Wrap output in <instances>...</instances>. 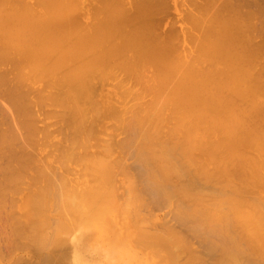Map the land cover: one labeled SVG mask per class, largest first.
Here are the masks:
<instances>
[{"label": "bare ground", "instance_id": "obj_1", "mask_svg": "<svg viewBox=\"0 0 264 264\" xmlns=\"http://www.w3.org/2000/svg\"><path fill=\"white\" fill-rule=\"evenodd\" d=\"M169 2L0 0V82L10 85L2 83V91L16 92L5 99L9 120L0 122L9 124L0 129V205L21 194L7 199L20 214L7 226L29 239L37 264H78L67 248L59 257L46 252L67 244L62 233L75 219L78 227L96 221L101 237L141 253L125 260L201 264L208 256L213 264H264V0H175L191 26L190 51L181 48L173 18L160 32ZM106 84L109 91L99 89ZM48 100L64 108L66 135L59 123L50 132L37 124L48 116ZM54 110L46 112L59 116ZM108 118L107 128L126 136L114 141L110 134L113 140L98 138L107 142L97 145L94 133ZM55 131L67 138L57 142L61 148L50 141ZM53 142L58 154H42ZM116 147L132 153V168L159 203L187 200L175 203V218L204 241V255L171 227L143 228L152 220L140 216L136 180Z\"/></svg>", "mask_w": 264, "mask_h": 264}, {"label": "rangeland", "instance_id": "obj_2", "mask_svg": "<svg viewBox=\"0 0 264 264\" xmlns=\"http://www.w3.org/2000/svg\"><path fill=\"white\" fill-rule=\"evenodd\" d=\"M169 1H170L169 2L170 3L169 6H171V4H172V7H171V9L169 7L167 10H169L170 12H172L173 15L172 14L170 15V12H168L169 13L168 15H167V12L166 13L163 12L160 15H158L159 18H160V16L162 14H163L162 16H164L165 14L167 15V16L165 15L167 17V18H165L166 21H165V19H163L164 17L161 16V18H160V19H163V22L161 24V30H160V32H165L166 30L168 31L169 26L171 25V27H172V25L175 24L177 27H179V32H181L180 33L181 36L183 35V37L180 36V39L182 41L181 40L179 41V42H182V44L179 43V45L181 44V48H183V46H185L184 49L188 46L189 49L187 48V51H190L192 48L189 46V43L188 42L191 41L190 40L191 38L189 39V36L190 35H188L189 33H187L186 30H188L187 26L189 27V30H191V26H190V24L188 22H186V20L185 21L183 20V22H182V19L179 17V16H183V15H180L179 12H182L181 10H183L184 8L182 6H180V5H174L175 4V2H174L175 0H172V2H171V0H169ZM174 6L175 7L177 6L176 8L178 10L181 8L179 10V12H177L175 10L176 8ZM83 11H85V12H83ZM80 12H82L83 18L85 20L89 18L87 16V9L86 8H82L80 10ZM263 13H264V11H263ZM261 14H262V12H261ZM256 16H258V14ZM172 18L174 20V23L173 24L170 23L168 25V21L169 20H170V22L173 21ZM259 18L257 17V19H259ZM160 19H159V22H160ZM183 19H185V18H183ZM184 22H185V25L186 26L183 25ZM263 25H264V22H263ZM183 26H184V28L185 27L187 28V29H185V32L187 33L188 38L185 37L187 35H185V32H183L184 30L181 29V28H183ZM166 27H167V29H166ZM177 27H176V29H178ZM158 28H159V25H158ZM192 32H193L194 35L195 34L196 35L198 34L197 31H192ZM178 38H177V40H178ZM186 39H188V42H186ZM184 44H186L187 46L184 45ZM263 59H264V54H263ZM122 74L120 76H122ZM123 76H124V74H123ZM112 81L110 80V83L111 84L113 83ZM130 81H133V80H130ZM130 81H129V83L131 84ZM2 83L3 82H0V122H3L4 121V119H5L4 117H6L9 120V111L6 108V104L7 103H6L5 99L6 98H10L11 96H15V93H16V92L13 93L11 91V89H9V91L7 90L8 92L6 90H3L2 91V89H4V85H5V88H7V87L10 86L8 84V86L6 87L7 82L6 83H3L4 85ZM132 84L135 85L136 83L134 84L132 82ZM99 86H100V84H99ZM135 86L138 87V85H135ZM49 89L46 88V90H49ZM99 89H102V91H109L110 90V85L109 84L108 85L107 84L106 85H101V87H99ZM46 90H44V91L47 93ZM49 92H50V90L48 91V93ZM4 93H7V94L5 95ZM35 99H37V97ZM116 100L114 99L112 101V104H114V105L117 104L116 106L117 107H120L122 105V103H121L122 101L121 100H117L116 101ZM49 101L50 100L46 101V104L47 105H45V106H44V104L42 105L44 107L43 109L40 108V109H42V111H45V113L48 114V116L46 115L47 117L44 118V116H45V114H43L44 112L43 113L40 112V115H38V119H39V117L42 118V115H43L44 121L41 120V121L37 122V124L39 125V127H41L40 128L41 130L43 129L42 131H49L50 132L49 129L52 130V129L56 128L55 130H59V129H57L59 127L58 126V123H59V125L61 124L60 125V127H61V126L66 125L67 122H65L66 124H64V122H63V118L64 119L66 118V114L63 113L64 111L63 112H60L59 111L60 109L63 110L64 108H62L60 105L59 106L58 105L56 106L55 104L52 106V105H50V104H52V102L50 103ZM118 101L119 102L121 101L120 102L121 104L117 103ZM7 106L10 107L9 104H7ZM42 106L39 105L38 107H42ZM40 109H38V110L40 111ZM51 109H53V110L55 109L54 111H56L59 114V116L56 115L54 112H53V116H50L49 115L50 113H47L46 110H48L50 112ZM56 109H58V111ZM38 110H37V113L39 112ZM61 113H63V115ZM54 114H55L56 117L54 116ZM60 114L62 115V117L63 116H65V117H63L62 119H60V117H61ZM51 119L53 121L56 120V121H59V122H57L56 124H53V123H51V121H52ZM64 121H66V120H64ZM102 121H103V123L102 122H101V124L99 123V125L97 127V130L96 131L98 133H96V134L94 133V136H96L97 138L93 136L97 140H98V138H103V139L106 138V140H111V137L110 136H112V135H110V134H113L115 136V138H114L115 140L114 141L120 140L119 139L120 137L123 138V136H126L125 133L123 135V131H122V133H119L120 130L113 129V128H115L114 125H113L114 126L113 128H111V127H108L107 128L106 125L112 124L111 123L112 122L111 119L109 120V118H108V119H104ZM50 123L52 125L48 126ZM66 126L69 128L68 125H66ZM66 126L63 127L65 130L63 128H60V131L62 129L64 130L65 133L62 131L64 133V135L67 134L66 131H67L68 128ZM2 127L3 128H8L9 127V124L5 123L4 125H1V128ZM98 130H100V131L101 130H104L107 134L109 133V135H105V134H103L104 132H102V131L99 132ZM70 131H72V130H70ZM52 134H53V132L51 133V135ZM116 135H117V137H116ZM108 136H109V138H108ZM52 137L54 139L52 138L50 141H52V140L53 141H56V143H55V145L57 144L56 147L59 146V143L62 144L61 142H64V144H65L66 143V140H67V138L64 137L66 140L62 141L64 138L63 137H60V133H58L57 131H55V133L53 134ZM97 140H96V143L97 142L100 143V144H97V145H102V144H104V142H107L106 140H102V139H99L98 141ZM112 140H113V136H112ZM57 142H59V143H57ZM92 142H94L93 139H92ZM55 145H54V142H53V144H51L50 147H49L50 149L49 148H46L47 151H44L42 154H44L46 152L48 153L50 150L53 151V152L52 151L50 152V153H52V155H53V153L55 155L58 154V152H57V148L58 147L57 148H54ZM61 146L62 145H60L59 148H61ZM28 149L33 150L31 148H28ZM123 149H125V148H123ZM123 149L120 148V150H122L120 152L119 147H116V150L114 151L113 154L114 155H117V153H118V155H119V156L117 155L118 157H122L123 159H125L126 168H127L126 170L127 171L129 170L130 173L129 172L128 173L129 174H132L134 176L135 180H136V189L139 192V194L141 195V199L138 201L139 204L137 205V209L139 210L140 216L143 217V219H144V217H146L147 219L150 218L152 220V222H149V221L144 220V222H147L145 224L148 227H144L143 226V228H146L147 230H149L151 232H154V231H162V230L166 229L167 227H171L174 231L183 234L187 239L189 238L188 240L191 242V244H193V246L196 248V250H198L201 255H204L205 254V243H204V241L198 239L197 236H196V233L194 231H191L188 228H186L184 225L179 224L178 220L175 218V210L177 209L175 207V203L179 204V202H181V200L184 203H187V200L186 199H182L183 196L180 195V196L176 197L175 199L172 198V199L168 200L165 203H159L156 200V198L147 190V184L145 183V179L143 177V173L140 170L137 171V169H139V168H136V167L134 169L132 168L133 166H135L134 165V161H135L134 156L131 155L132 153L131 154L129 153L130 151H128V155H127V148H126V153L124 154V152H123L124 150ZM122 153H123V155H122ZM125 156H126V158H124ZM3 162H4V160H2L1 163H3ZM1 163H0V165H1ZM0 167H2V165ZM73 169H74V167H73ZM135 169H136V171H135ZM62 171H63V168H60L59 167V168L56 169V173H61ZM140 174H142V176ZM121 178H122V174L119 175V172H118L117 173V176H116L117 182H118V180L120 182ZM235 182H236V184L239 183L238 181H235ZM208 183L209 182H206V181H200V182H198V185H200L202 187H205L206 190L209 191V192H211V193H215L217 195H220L215 190V188H218V187H213V184H208ZM214 185L217 186L219 184H214ZM1 190H2V188H1ZM217 190H219V189H217ZM257 193H259V192L257 191ZM247 194L248 193H243L242 195L245 196V197H247ZM12 195H13V197L14 196L16 197L15 200L16 199L18 200V198L20 199V197H21L20 196L21 195L20 193H16V194L14 193ZM12 195L10 194V197H8V198L6 197L8 199V202L9 203H10V200L9 199H11ZM7 199H3L6 202L5 203L3 202L2 204H5V205L8 204ZM12 199H14V198H12ZM12 199H11V201H12ZM5 205H0V208L6 207V206L9 207V205H10V207H9L10 210H9L8 207H7L8 210H6V209H0V211L1 210L3 211V213L1 211V214H0L1 219L3 218L2 219V222L0 220V223L2 224L3 222H5V224H6V226H5V224L0 225V226H2V227H0V264H18V262L20 264H23L22 262H24V264H29L30 261L32 262V260H33V263H31V264H37V262L34 260V258L36 256V255H33V251L34 250L32 249V247L27 248L29 246V244H28L29 243V239L28 240H25L24 238L18 237V235L14 234L12 231H10L11 228L9 230V227H11V226L10 225H9V227L7 226L8 224H11L12 225V221L13 220L16 223L19 220V218H20V214L17 211H12L13 209H11V204L6 205V206ZM6 211H8V214L14 216V217L11 216L12 217L11 218V223L9 222V220H10L9 217L10 216L9 217L7 216V212ZM22 219L25 220L24 216L22 217ZM76 221L77 220L75 219V222L71 226V229H69V230H71L70 232L68 230V231H66L67 233L66 232L65 233H62V235L64 234L63 236H66L63 239H65V240L68 241L67 244H65L64 247H62V248H57V249L55 248V250H54V248H50V250L47 249V251H46L47 253L51 254L53 257H59L62 254V252L66 251V248H67V251L68 252L71 250L69 253L67 252L69 259L71 257V260L73 262H75L73 259L74 258H77L76 262L78 264H87V263L88 264H142L141 263L142 260H136V261L135 260H125V258H128V256H139L140 259H142L141 253L137 249L134 250V251H132L128 247L120 246L119 244H122V243L119 242V241H116L115 240V237H111L110 238L108 236L107 239L109 240V242H107L108 240H106L105 238H103V237L100 236L99 230L101 231V229L103 230V228H102L101 225H98L96 223V221H93V220L84 221L83 223H81L82 224V227H78L79 225L76 224ZM24 224H25V222H24ZM95 225L99 228V230L97 229V227H95ZM3 226H5V228H4L5 230H3ZM74 226H76L75 227L76 229L74 228ZM182 226H184L185 229ZM187 231H189V232H187ZM101 232H102L103 236L105 237V232H103V231H101ZM62 235L60 236L61 239L63 237ZM75 236H77V240L74 239ZM62 242H64V240ZM66 245L68 247H65ZM31 255L33 256V258H32ZM56 255H59V256H56ZM185 260H187V258H186L185 255H183L182 258H181V262H184ZM37 261H38V263L39 262L41 263V261H39V260H37ZM247 262H251L252 264H254L255 262H258L257 264H260L259 263L260 260L257 261V259H256V261H253V260H249L248 261L247 260ZM247 262L244 261V264H246ZM66 264H68V263H66ZM199 264H200V261H199ZM201 264H213V260H212V258L206 256V259L203 260V262H201ZM248 264H250V263H248ZM261 264H262V262H261Z\"/></svg>", "mask_w": 264, "mask_h": 264}]
</instances>
